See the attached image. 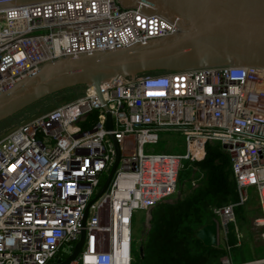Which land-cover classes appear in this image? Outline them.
I'll return each instance as SVG.
<instances>
[{
  "label": "built area",
  "instance_id": "built-area-1",
  "mask_svg": "<svg viewBox=\"0 0 264 264\" xmlns=\"http://www.w3.org/2000/svg\"><path fill=\"white\" fill-rule=\"evenodd\" d=\"M178 31L168 17L124 8L119 0L0 6V90L50 60ZM168 130L184 137L185 152H147V144ZM111 134L119 163L91 204L85 243L68 264H133L135 210L149 213L181 191L182 161L202 162L213 141L230 156L238 192V201L213 208L219 234L223 230L228 242L235 209L249 203L251 187L264 216V68L211 66L116 78L102 83L100 92L86 87L0 138V264H58L73 253L84 211L115 162ZM196 171L193 186L204 174L195 177ZM220 241L218 264H264V256L235 263L232 246L221 248Z\"/></svg>",
  "mask_w": 264,
  "mask_h": 264
},
{
  "label": "water",
  "instance_id": "water-1",
  "mask_svg": "<svg viewBox=\"0 0 264 264\" xmlns=\"http://www.w3.org/2000/svg\"><path fill=\"white\" fill-rule=\"evenodd\" d=\"M41 0H0V6ZM124 8L138 7L158 12L179 25V31L151 39L147 43L81 53L44 62L33 73L0 90V123L47 97L75 86H95L116 78H135L156 71H183L211 66L264 68V0H119ZM77 93L60 95L45 110L76 98ZM38 111L11 126L5 137L19 124L40 116ZM107 128L112 130L108 113ZM116 158L96 197L87 205L80 239L73 253L58 264H68L81 251L86 239V223L91 204L106 190L120 159L119 144L113 134ZM152 208L150 209L151 212ZM145 222V231L147 230ZM144 231V233H145ZM207 246H216V221L197 231ZM143 256V247L140 249Z\"/></svg>",
  "mask_w": 264,
  "mask_h": 264
},
{
  "label": "trees",
  "instance_id": "trees-1",
  "mask_svg": "<svg viewBox=\"0 0 264 264\" xmlns=\"http://www.w3.org/2000/svg\"><path fill=\"white\" fill-rule=\"evenodd\" d=\"M156 71L147 75L163 74ZM84 86H75L45 98L71 96ZM41 100L15 116L0 123V134L11 126L36 113ZM19 116H23L19 118ZM204 174L197 186L182 189L175 198L159 202L151 210L150 227L145 231L140 264H218L224 250L207 246L197 231L211 223L213 208L238 201L237 183L233 176L230 156L219 148L207 146V156L200 162ZM105 175L102 184L107 179ZM175 195V194H174ZM241 206L236 207L238 216ZM232 235V239H233Z\"/></svg>",
  "mask_w": 264,
  "mask_h": 264
},
{
  "label": "rangeland",
  "instance_id": "rangeland-1",
  "mask_svg": "<svg viewBox=\"0 0 264 264\" xmlns=\"http://www.w3.org/2000/svg\"><path fill=\"white\" fill-rule=\"evenodd\" d=\"M86 87L79 89L85 90ZM46 100V99H45ZM56 97L52 100H46L40 104L34 110V112L45 110L48 106L55 103ZM23 116H19L22 118ZM1 133V132H0ZM1 135V134H0ZM210 148L222 149L218 141H213L208 144ZM147 152L154 153H184L185 152V142L184 137L180 132L173 130L160 131V139L157 143L147 144L145 147ZM195 167H198L195 177H199L203 171L204 167L193 161L183 160L182 166L179 171V189L180 188H190L193 186L192 178L195 172ZM178 191L172 197L175 198ZM250 200L249 203L240 205L242 208L240 213L236 214V223L232 222L229 224L228 231V242L225 240V233L222 230L220 232V242L219 246L221 248H226L227 245L232 246L231 255L235 263L248 261L254 258H260L264 256V216L262 210V203L257 194L256 189L251 187L249 189ZM238 207V206H237ZM151 212L147 210H135L134 219L132 224V254H133V264L141 263V246L144 240L145 222L148 220L147 228L150 227ZM242 237L241 240L238 238V233ZM232 235L235 236L232 239Z\"/></svg>",
  "mask_w": 264,
  "mask_h": 264
}]
</instances>
